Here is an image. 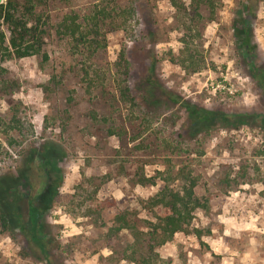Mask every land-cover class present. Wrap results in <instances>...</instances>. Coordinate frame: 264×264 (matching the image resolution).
I'll use <instances>...</instances> for the list:
<instances>
[{"label":"rangeland","instance_id":"obj_1","mask_svg":"<svg viewBox=\"0 0 264 264\" xmlns=\"http://www.w3.org/2000/svg\"><path fill=\"white\" fill-rule=\"evenodd\" d=\"M134 1L139 17L125 31L107 35L108 47L97 62L113 63L123 47L139 46L129 61L125 83L117 81L130 95L138 98L134 89L147 77L162 91L206 110L264 113L263 91L251 79L231 30L237 0H212V14L202 6V19L195 26L201 36L187 49L179 42L181 20L167 0ZM93 2L77 4L86 8ZM254 14L250 44L255 64L264 69L263 8ZM140 15L143 20L151 17L146 31ZM43 52L48 57L44 63L39 57L0 60V115L21 124L19 131H8L11 140L3 143L0 158V212L8 211L7 230L0 226V264H132L121 259L120 248L129 243L125 233L111 234L113 217L120 211L149 220L138 202L157 188L133 185L127 176L141 165L149 175L163 169L160 156L175 154L173 138L186 130V113L167 102L165 95L159 104L160 96L154 92L157 101L149 100L150 106L161 109L162 118L145 125L142 150L139 123L119 101V119L130 128V136L121 141L107 137L89 115L91 111L107 115L111 111L107 98L116 93L85 94L79 67L63 41L51 33ZM192 56L198 60H190ZM150 61L154 68L147 72ZM44 142L54 148L50 178L57 171L60 175L54 177L57 194L40 217L46 258L24 231L26 198L36 201L43 195L40 202L48 204L54 194L52 189L48 192L36 164H27L26 159ZM178 148L177 166L196 177V195L207 201V207L195 213L189 226L199 237L175 234L157 250L156 264H264V134L256 127L215 129L194 139L184 136Z\"/></svg>","mask_w":264,"mask_h":264},{"label":"trees","instance_id":"obj_2","mask_svg":"<svg viewBox=\"0 0 264 264\" xmlns=\"http://www.w3.org/2000/svg\"><path fill=\"white\" fill-rule=\"evenodd\" d=\"M77 3L78 0H3L0 4V60L39 57L41 63H44L48 61L47 55L43 52L48 33L63 41L75 67H79L80 82L85 88V94L94 93L97 97L98 94L103 95L108 91L116 93V95L112 93L107 98L111 111L101 116L91 111L89 121L103 127L107 137L120 141L130 136V128H127L126 123L119 119L121 115L119 112L121 106L117 105L119 101L129 109L127 111L130 114L135 115V120L141 128L137 130L138 136L141 137L145 131L147 132L145 125L149 127L153 119L160 121L162 118L158 114L161 113V109L150 106L149 100H154L155 103L157 101L154 92L160 96V99L165 95L167 102L179 105L183 109L187 116V127L183 134L179 133L173 138L175 146L172 150H175V154L169 155L170 152L161 154L163 169L156 170L154 175H149L145 167L141 165L127 176L133 185L157 188L153 195L138 202L150 219L142 220L136 214L130 217L131 215L128 216L125 212L116 211L112 222L111 234L125 233L129 243L127 248H120L121 259L132 264H156L157 250L171 240L175 234L190 233L199 237L200 233L197 230H189V226L195 213L207 207V201L196 195L198 185L196 177L177 166L180 158L179 139L183 140L184 136H187V139H194L196 136L207 135L215 129L230 130L243 126L256 127L264 134V113L226 114L221 111L206 110L162 91L153 79L147 77L141 79L137 88L134 89L139 93L138 98H135L130 95L131 92L122 82L125 83L129 61L134 57L139 46L129 49L123 47L118 59L113 63L101 66L97 62L98 57L104 54L108 47L107 35L130 28L131 21L136 15L138 16L136 1L94 0L91 6L86 8H81ZM167 3L174 10L176 18L181 20L182 34L179 42L187 49V45L192 44L194 39H199L201 36L198 29H195L198 20L202 19L201 7H207L212 14L214 10L212 0H167ZM54 7L57 9L55 10ZM258 7L264 10V0H237V11L235 18L231 21V30L238 41L237 47L244 57V64L248 67L250 77L263 91L264 99V69L255 64L254 46L250 44L249 22L255 18L254 13ZM140 18L141 20L139 18L137 20L142 21L143 29L146 31L151 17L143 20L140 15ZM145 34L142 37L151 36L150 31L146 34L147 36ZM144 50L142 48L140 51ZM190 60L198 59L192 56ZM153 65L154 62L150 61V65L145 66V70L152 72ZM119 77L122 80H118ZM163 100L161 99L158 103H162ZM20 128L21 124L17 118L12 117L10 121H6L0 115V158L4 153L3 143L11 140L8 131H19ZM155 139H157L156 135ZM158 143L168 146L165 140L158 141ZM138 145L142 147V150H146L143 137L138 141ZM53 151L54 148L44 142L39 149H32L26 156L27 164L35 163L42 177H45L46 183L48 182L45 184L48 185V192L51 189L54 192L48 204L40 202L43 195L38 196L36 201L33 198H26L27 222L24 224V231H27L31 243L40 249L45 258L47 253L42 239L44 236L41 231L43 228L40 217L52 204L57 194L54 177L60 178L59 171H57L51 177L54 184L51 182L48 164L53 161L50 158ZM16 181L12 182L16 184ZM37 200H39L38 203ZM0 213V226L2 230H7L8 211Z\"/></svg>","mask_w":264,"mask_h":264},{"label":"water","instance_id":"obj_3","mask_svg":"<svg viewBox=\"0 0 264 264\" xmlns=\"http://www.w3.org/2000/svg\"><path fill=\"white\" fill-rule=\"evenodd\" d=\"M3 0H0V4H2Z\"/></svg>","mask_w":264,"mask_h":264}]
</instances>
